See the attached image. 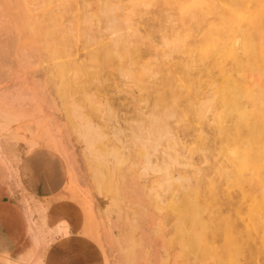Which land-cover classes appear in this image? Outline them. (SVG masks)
Segmentation results:
<instances>
[{
	"label": "rangeland",
	"instance_id": "374dc122",
	"mask_svg": "<svg viewBox=\"0 0 264 264\" xmlns=\"http://www.w3.org/2000/svg\"><path fill=\"white\" fill-rule=\"evenodd\" d=\"M13 2L0 264H205L168 209L193 188L218 257L264 264V0Z\"/></svg>",
	"mask_w": 264,
	"mask_h": 264
},
{
	"label": "bare ground",
	"instance_id": "6f19581e",
	"mask_svg": "<svg viewBox=\"0 0 264 264\" xmlns=\"http://www.w3.org/2000/svg\"><path fill=\"white\" fill-rule=\"evenodd\" d=\"M20 1H22V0H14L13 3H8V7H10L11 9L15 8V6H19V4H17V3H19ZM47 1L48 0H43V2H47ZM30 5H31V3H30ZM228 10H230V9H228ZM25 12H26V15L29 18V20L32 21L30 23L31 24L30 26H32L33 28H36L37 24L34 22L35 20L31 18L30 11H28V9H27V11H25ZM238 18H240V17H238ZM246 47L249 48L250 46L246 45ZM247 117H248L247 114H243L242 119L246 120ZM259 167L260 166L258 164L254 165V169L255 170H258ZM102 190L105 193H107V192H110L111 190H113V188L108 186V185H104ZM196 195H197V190L195 188L188 189V191L185 194L184 200L182 202L179 201L178 203H172L168 207V209H170L171 212L173 214H175L174 216L176 217V229H177V232H178V234H176L177 235V241L174 239L176 244H180L183 248L187 246L186 241L184 242L185 239L184 240H182V239L186 236L185 234L189 233V232H187L190 229V228L187 229V225L189 224V226L191 225V229L189 231L191 232L190 233L191 234V238L190 239H191V242H192V244H191L192 246L190 245L191 247H189L190 248L189 249L190 252H194V249L196 247L197 248H201L202 251L204 250L206 256H205V259L203 260V262H205V264H236L235 263V259H233V258H230L228 261L227 260L224 261L225 258H224V260H222L223 257L222 258H220L221 256L218 257L219 254L217 253V247L215 245H213L209 241V239H207L205 237V233L207 232L206 231L207 227L205 225V222H201L202 220L198 217L199 216L200 206L196 202V201H198V198L196 200V197L198 195L197 196ZM161 208H164V207H161ZM161 208H159V209H161ZM259 208H260V202L255 197L253 199V203H252V206H251V211L252 212H258ZM197 225L199 226V228L200 227L202 228V229L201 228L199 229L200 231L197 230L198 229ZM206 235H207V233H206ZM172 241H171V244H172ZM193 241H194V244H193ZM173 244H175V243H173Z\"/></svg>",
	"mask_w": 264,
	"mask_h": 264
},
{
	"label": "crops",
	"instance_id": "0c3cea01",
	"mask_svg": "<svg viewBox=\"0 0 264 264\" xmlns=\"http://www.w3.org/2000/svg\"><path fill=\"white\" fill-rule=\"evenodd\" d=\"M9 192H10L9 174L7 168L0 162V224L3 225L5 224L6 226L14 225L16 223L15 213H18L19 211L18 206L10 198ZM59 211L63 212L64 209L61 210L58 208L57 211H55V208H53V215L58 214ZM22 245L24 244L21 243L19 246L22 247Z\"/></svg>",
	"mask_w": 264,
	"mask_h": 264
}]
</instances>
